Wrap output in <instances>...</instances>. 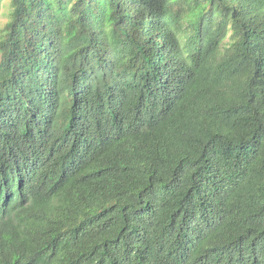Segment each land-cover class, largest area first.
Wrapping results in <instances>:
<instances>
[{"label":"trees","instance_id":"obj_1","mask_svg":"<svg viewBox=\"0 0 264 264\" xmlns=\"http://www.w3.org/2000/svg\"><path fill=\"white\" fill-rule=\"evenodd\" d=\"M0 264H264V0H0Z\"/></svg>","mask_w":264,"mask_h":264},{"label":"rangeland","instance_id":"obj_2","mask_svg":"<svg viewBox=\"0 0 264 264\" xmlns=\"http://www.w3.org/2000/svg\"><path fill=\"white\" fill-rule=\"evenodd\" d=\"M1 23H3V22H1Z\"/></svg>","mask_w":264,"mask_h":264}]
</instances>
